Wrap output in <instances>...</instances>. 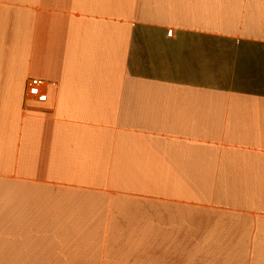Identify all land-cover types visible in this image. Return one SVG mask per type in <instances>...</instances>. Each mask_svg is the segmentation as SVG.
<instances>
[{
    "label": "crops",
    "instance_id": "1",
    "mask_svg": "<svg viewBox=\"0 0 264 264\" xmlns=\"http://www.w3.org/2000/svg\"><path fill=\"white\" fill-rule=\"evenodd\" d=\"M220 41L264 45V0H0V264H264Z\"/></svg>",
    "mask_w": 264,
    "mask_h": 264
},
{
    "label": "rangeland",
    "instance_id": "2",
    "mask_svg": "<svg viewBox=\"0 0 264 264\" xmlns=\"http://www.w3.org/2000/svg\"><path fill=\"white\" fill-rule=\"evenodd\" d=\"M219 59L229 77L220 79V86L245 92L264 94V45L238 41H220ZM228 66V68H227Z\"/></svg>",
    "mask_w": 264,
    "mask_h": 264
},
{
    "label": "built area",
    "instance_id": "3",
    "mask_svg": "<svg viewBox=\"0 0 264 264\" xmlns=\"http://www.w3.org/2000/svg\"><path fill=\"white\" fill-rule=\"evenodd\" d=\"M42 86V81L31 80L28 84V95L30 97L36 98L40 95V87Z\"/></svg>",
    "mask_w": 264,
    "mask_h": 264
},
{
    "label": "trees",
    "instance_id": "4",
    "mask_svg": "<svg viewBox=\"0 0 264 264\" xmlns=\"http://www.w3.org/2000/svg\"><path fill=\"white\" fill-rule=\"evenodd\" d=\"M259 94H261V93H259ZM264 95V94H263Z\"/></svg>",
    "mask_w": 264,
    "mask_h": 264
}]
</instances>
